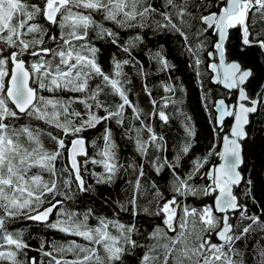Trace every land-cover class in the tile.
<instances>
[{
    "label": "snow or ice",
    "instance_id": "obj_1",
    "mask_svg": "<svg viewBox=\"0 0 264 264\" xmlns=\"http://www.w3.org/2000/svg\"><path fill=\"white\" fill-rule=\"evenodd\" d=\"M149 32L177 38L206 151L180 68ZM254 117L264 0H0V264H45L18 221L63 234L35 249L46 264H264V199L243 170Z\"/></svg>",
    "mask_w": 264,
    "mask_h": 264
},
{
    "label": "trees",
    "instance_id": "obj_2",
    "mask_svg": "<svg viewBox=\"0 0 264 264\" xmlns=\"http://www.w3.org/2000/svg\"><path fill=\"white\" fill-rule=\"evenodd\" d=\"M125 38L127 37L125 36ZM99 43L101 42H98V44ZM146 43L148 45V48H151L153 51H155V46L164 44L165 49L169 51V58L172 59L173 63L177 64L178 68H180V71L176 72L175 75L180 77V80L184 82L185 87L188 90L187 95L185 96L184 107L185 110L188 111L189 114L193 116L197 124V131L199 136V143L197 145V150L206 151L209 141L212 138L211 129L207 122V115L199 104V89L197 88L194 79L191 78L190 70L184 68L183 66L182 62L184 60V56L181 53L179 44L177 42V38L172 36L165 37L162 35L153 36L149 32L148 36L146 37ZM115 51L117 50L114 47L109 48L105 46V50L103 51V56L109 57L111 53ZM133 54L136 55L139 59H141L142 62H144L146 65L151 64V62L147 60V57L144 56V54L140 51L139 48H137ZM149 71L152 73V75L149 76V81L153 85L158 84L160 79L164 78L163 73L155 72L154 64H151V67H149ZM136 91L139 92L140 91L139 88H137ZM154 94L159 96L162 94V90L159 88H155ZM139 100L141 106L145 107L147 110L149 107L147 104V97L141 94ZM178 131H179V123L173 120L171 122V131L166 132V137L169 139V152L166 153V155H168L169 157L172 155L171 145L173 144L174 138L176 137ZM118 132L119 130H117L116 138L119 141L120 138ZM87 135L91 139H94L96 133L89 132ZM130 153H131V146L122 148L121 162H125L127 157L130 155ZM243 154L245 157V164L243 165V170L246 175L250 176L254 180V193L257 195V199H264V119L260 117L253 118V123L249 128V138L247 142L244 144ZM85 175L87 176L88 174L86 173ZM89 183H92L91 179H89ZM106 191L107 189L104 186L98 187V193L99 192L106 193ZM249 203L251 202L249 201ZM80 207H83L82 203ZM15 227L18 229H23L25 233V237L32 245L33 250L29 251L28 255L30 257H37L39 260L44 261L45 264L47 258L41 256L37 251H35V249L39 247L40 242L42 240H48V241L60 240L62 243L64 242L63 234L56 233L53 230L48 229L47 227L39 223L30 222V221L29 222L18 221L15 224Z\"/></svg>",
    "mask_w": 264,
    "mask_h": 264
}]
</instances>
